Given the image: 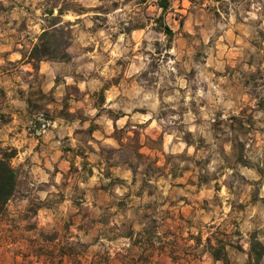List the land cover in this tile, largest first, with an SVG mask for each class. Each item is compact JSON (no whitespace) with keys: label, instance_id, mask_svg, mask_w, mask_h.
<instances>
[{"label":"rangeland","instance_id":"rangeland-1","mask_svg":"<svg viewBox=\"0 0 264 264\" xmlns=\"http://www.w3.org/2000/svg\"><path fill=\"white\" fill-rule=\"evenodd\" d=\"M156 1L36 4L61 2L78 16H45L52 51L69 55L46 59L60 62L58 73H138L127 84L141 83L144 96L176 90L174 107L160 98L159 136L145 139L155 155L140 152L138 138L121 151L153 176L169 164L172 187L144 178L139 204L113 191L96 206L86 184L42 200L21 180L0 215V264H224L213 257L218 249L228 264H264V256L249 261L251 239L264 245V0H171L172 36L156 19ZM234 32L247 40L235 64ZM166 134L174 147L165 148Z\"/></svg>","mask_w":264,"mask_h":264},{"label":"crops","instance_id":"crops-1","mask_svg":"<svg viewBox=\"0 0 264 264\" xmlns=\"http://www.w3.org/2000/svg\"><path fill=\"white\" fill-rule=\"evenodd\" d=\"M0 1V152L12 155L19 171L17 189L24 180L27 191L44 200L54 191L86 184L94 192L90 204L100 206L105 204L100 199L114 192L130 204H134L131 198L139 204L142 194L137 191L144 178L158 188H171L176 173L169 164L153 176L140 167L136 170L121 151L135 148L132 142L138 138L140 152L155 155L156 149L145 139L159 136L155 112L161 107L160 98L170 99L168 105L174 107L176 90H165L161 97L144 96L147 90L141 83L127 84V78L136 79L138 73H58L60 62L46 59L39 61L34 73L32 47L41 32L51 27L45 16L57 14L61 22L72 23L78 16L71 9L60 10L61 2L46 9L36 0ZM233 34L235 64L242 60L247 40ZM244 98L249 100L247 93ZM41 115L49 123L39 132L32 122L39 125ZM170 138L166 134V149L175 146ZM80 160L87 169H81ZM165 162V158L157 161ZM198 190L201 198L205 191ZM259 196L264 197V192ZM13 204L11 199L7 208Z\"/></svg>","mask_w":264,"mask_h":264},{"label":"trees","instance_id":"trees-1","mask_svg":"<svg viewBox=\"0 0 264 264\" xmlns=\"http://www.w3.org/2000/svg\"><path fill=\"white\" fill-rule=\"evenodd\" d=\"M156 5L162 11L157 16V21L164 25V32L170 36L174 34L173 29L165 23V13L171 6V0H157ZM61 13V12H60ZM183 24V21L181 22ZM47 28L40 35L39 42L36 43L31 50V58L34 66L37 67L39 61L44 59H68L69 55L64 53L58 57L55 52L52 51V44L48 37L55 36V33ZM11 153L0 152V215L6 210L8 203L15 195L18 188L19 171L11 162ZM213 257L215 260H222L224 264H228V259L225 253L220 249L214 251ZM264 256V245L256 238L251 239L249 261L258 263Z\"/></svg>","mask_w":264,"mask_h":264},{"label":"built area","instance_id":"built-area-1","mask_svg":"<svg viewBox=\"0 0 264 264\" xmlns=\"http://www.w3.org/2000/svg\"><path fill=\"white\" fill-rule=\"evenodd\" d=\"M39 121L41 122V123H39V125H37L35 122H32V124L35 127V129L40 132L46 128V126L48 125L49 122L42 115L39 117Z\"/></svg>","mask_w":264,"mask_h":264}]
</instances>
